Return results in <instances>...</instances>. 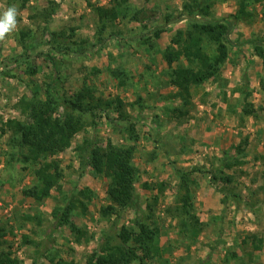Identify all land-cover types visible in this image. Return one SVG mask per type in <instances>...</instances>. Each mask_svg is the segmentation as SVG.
<instances>
[{
  "label": "rangeland",
  "instance_id": "rangeland-1",
  "mask_svg": "<svg viewBox=\"0 0 264 264\" xmlns=\"http://www.w3.org/2000/svg\"><path fill=\"white\" fill-rule=\"evenodd\" d=\"M185 1L202 0H131L141 12L139 21L132 12L100 34L91 4L108 6L111 0H31L24 7L21 0H0V15L9 7L17 9L16 27L0 40V224L6 228L0 248L11 251L19 264H57L61 259L86 264L106 234L123 226L137 229L145 221L160 230L162 256L152 264H264V245L256 250L252 242L253 235H264V60L248 43L264 41V0L249 2L246 14L235 21L233 45L220 75L195 86L187 105L175 96L178 89L164 72L163 57L176 32L190 22ZM240 1L213 0L208 15L233 19ZM168 17L171 22L160 39L140 41ZM51 32L57 38L52 39ZM101 35L107 41L97 50L92 45ZM50 52L61 63L62 96L74 97L88 87L98 99L114 103L95 118L84 115L85 129L69 148L50 157L59 163L63 177L51 196L38 202L24 190L36 184L39 165L21 161L13 132L2 127L9 119L24 117L27 100L46 99L53 70L45 54ZM180 63L187 60L181 58ZM33 68L36 71L29 72ZM247 102L254 105L250 115L244 112ZM177 107L185 110L180 119ZM57 110L61 114L62 106ZM121 111L129 115L128 121H119ZM132 124L137 139L130 134ZM86 140L134 145L139 178L137 199L130 207L103 214V207L111 205L108 180L78 149ZM220 163L224 171L216 173ZM176 168L191 172L187 191L204 223L196 240L182 227L184 216L178 208L186 192L179 191L184 184ZM215 176H233L234 181ZM83 188L94 193L86 211L76 209L70 223L55 228V211ZM72 225L86 232L80 241ZM41 241L53 246L43 256L35 245ZM233 251L238 256L228 261Z\"/></svg>",
  "mask_w": 264,
  "mask_h": 264
},
{
  "label": "trees",
  "instance_id": "trees-1",
  "mask_svg": "<svg viewBox=\"0 0 264 264\" xmlns=\"http://www.w3.org/2000/svg\"><path fill=\"white\" fill-rule=\"evenodd\" d=\"M30 1L21 0V4L24 7ZM251 1L262 2L263 0H241L239 14L235 15L233 19L228 18L223 21L213 20L208 15L213 0L193 1L192 3L185 1L184 8L188 10L191 17L190 22L186 29H179L176 32L163 56L167 64L164 72L170 77V83L178 89L175 96L183 97L185 105L190 103L192 90L195 86L208 80H215L220 75L222 67L229 58L231 45H233L230 32L235 21L241 15L246 14ZM91 6L99 17L98 32L100 34H103L107 28L115 27L114 24L119 18H126L132 12L136 13L134 18L138 19L137 21L140 19L139 13L141 12L135 8L131 0H111L108 6L101 4H91ZM202 6H205L204 9H202ZM197 16L209 18L200 20ZM170 22L171 19L168 17L165 25H157L149 29L145 35L140 37V41L145 44L154 43L166 32ZM144 26L148 29L150 24L147 23ZM114 34H116V31L111 35ZM50 35L52 39H55L58 34L51 32ZM26 36L24 34V37ZM106 41L107 38L101 35L100 42L92 46L99 50L98 48L103 46ZM248 43L251 44L255 53L264 60V41L250 39ZM81 50L83 53L85 52L84 49ZM211 50L213 53H210ZM84 55L89 56L90 53ZM45 57L51 62L53 70L51 81L46 83V99L39 102L36 98H34L36 100H27L23 111L24 117L9 119L2 127L4 132L7 130L13 132L15 142L19 145L18 156L21 161L31 162L32 164L37 162L39 165L35 172L36 184L24 190L25 195L38 202L50 197L51 191L63 177L59 163L50 159V157L69 148L76 135L85 129L87 123L83 117L84 115L95 118L99 112L108 111V107H111L114 103L112 100L102 101V99H98L93 94V90L88 87L83 88L74 97L62 96L58 90L61 82V63L51 52L45 54ZM181 58H185L187 64H181ZM35 71V68H33L29 72L33 73ZM123 82L121 80V83ZM36 92H39V89ZM247 94L250 95L251 93ZM246 104L244 112L250 115L254 112V105L249 102ZM59 106L63 108L61 114L57 110ZM175 110L179 119L185 113V110L181 107H177ZM128 117L129 115L126 112L121 111L118 119L123 122L128 121ZM130 131H132L130 134H133L135 139L139 138V135L135 133L134 124H132ZM241 148L242 146L239 147V149ZM78 149L83 154H87L88 165L97 172L103 173L108 180L107 195L111 205L103 207L104 215L114 211L119 212V210L128 208L136 202V183L139 178V171L134 163V145L115 144L111 140L104 141L103 144L96 140H86L85 144L79 145ZM261 158L264 161V155ZM223 165L224 163H220L215 172L224 171ZM230 166L228 165V168ZM193 170L196 171L197 169L194 168ZM176 173L181 176V183L184 184L179 191L186 192L185 195H182L181 201L183 203L178 208L180 214L184 216L181 219L182 227L191 239L196 240L204 229V223L197 215L192 196L187 191L191 172L176 168ZM216 178L227 180L228 183L234 181L233 176H215L214 179ZM148 186L145 183V187ZM77 194L68 199L63 209L55 211V217L59 220L58 226L56 225L55 228L70 223L71 216L76 209L81 207L83 211H86L88 202L91 201L94 193L90 188H83ZM29 218L31 217L28 216ZM150 219L153 224H157L151 216ZM5 229L0 224V236L4 234ZM72 231L77 232L78 241L86 235V232L76 227V225H72ZM159 234V228L152 227L151 223L147 221L139 222L137 229L123 226L120 231L105 235L106 237L102 239L101 245L92 255H89L86 264H132L134 262L152 264L156 258L162 256L161 248L158 245ZM29 241L25 237V242L29 243ZM252 242L256 250L262 249L264 235H253ZM35 245L38 246L39 254L42 256L53 247L50 245L43 246V241L35 243ZM12 255L11 251L0 248V264H19L20 259ZM237 256V253L233 251L228 253L227 259L230 261L236 259ZM250 256L253 255L250 253ZM53 258L55 259V257ZM53 262L55 263L54 260ZM34 264H37V260ZM57 264L78 263L61 259L57 261Z\"/></svg>",
  "mask_w": 264,
  "mask_h": 264
},
{
  "label": "clouds",
  "instance_id": "clouds-1",
  "mask_svg": "<svg viewBox=\"0 0 264 264\" xmlns=\"http://www.w3.org/2000/svg\"><path fill=\"white\" fill-rule=\"evenodd\" d=\"M17 9L15 6L9 7L7 11L0 15V40H3L5 34L10 32L17 24Z\"/></svg>",
  "mask_w": 264,
  "mask_h": 264
}]
</instances>
